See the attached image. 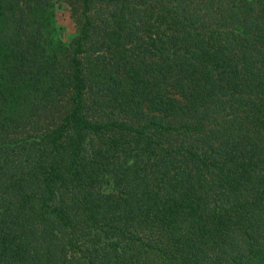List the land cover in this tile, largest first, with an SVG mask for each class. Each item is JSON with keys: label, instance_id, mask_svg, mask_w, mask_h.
Returning <instances> with one entry per match:
<instances>
[{"label": "trees", "instance_id": "1", "mask_svg": "<svg viewBox=\"0 0 264 264\" xmlns=\"http://www.w3.org/2000/svg\"><path fill=\"white\" fill-rule=\"evenodd\" d=\"M0 0V264H264V0Z\"/></svg>", "mask_w": 264, "mask_h": 264}, {"label": "rangeland", "instance_id": "2", "mask_svg": "<svg viewBox=\"0 0 264 264\" xmlns=\"http://www.w3.org/2000/svg\"><path fill=\"white\" fill-rule=\"evenodd\" d=\"M57 25L61 39L70 43L78 34V28L71 18L70 8L63 0H56Z\"/></svg>", "mask_w": 264, "mask_h": 264}]
</instances>
